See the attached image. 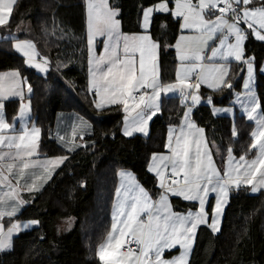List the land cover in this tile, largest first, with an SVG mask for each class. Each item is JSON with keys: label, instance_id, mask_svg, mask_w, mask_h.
<instances>
[{"label": "snow or ice", "instance_id": "1", "mask_svg": "<svg viewBox=\"0 0 264 264\" xmlns=\"http://www.w3.org/2000/svg\"><path fill=\"white\" fill-rule=\"evenodd\" d=\"M17 0H0V26L10 24ZM87 52H88V92L94 93L93 106L104 110L108 106H118L124 113L121 129L125 137L134 133L149 135V121L161 111V94L178 91L184 115L179 132L169 126V137L164 147L170 155L153 153L148 171L154 172L161 190L153 199L136 178L127 171H119L122 183L116 188L113 202L111 228L96 248V257L101 264H190V254L194 248L198 229L207 226L213 235L222 230V217L229 203L230 191L246 185L252 193L264 189V115H258L261 107L253 88L255 81L256 56L247 55L246 41L249 37L264 42V0H147L141 4L138 24L142 32L122 33L118 19L120 9L110 0H85ZM156 14H170L178 19L181 35L175 44L178 64L173 83H163L160 76L158 53L160 44L150 34L151 24ZM19 29V25L17 26ZM162 28L166 24L161 25ZM187 30L191 34H183ZM47 33V29H44ZM56 28H53L55 33ZM62 31V30H61ZM97 37H104V51L97 57L95 44ZM219 39V45L207 54L209 41ZM7 38V37H6ZM63 39V36L59 37ZM12 49L23 57V65L35 69L45 77L51 69L48 56L37 50L32 39H18L12 36ZM205 60L208 62L205 63ZM230 61H235L244 76L243 93L236 94V102L241 103L249 121L255 122L250 133L248 150L238 159L233 149H227V159L221 170L214 162L213 154L205 135L206 130L198 127L190 116L193 107L201 102L199 89L202 84L214 91L232 89V69ZM71 63V61H69ZM68 64L57 61V70ZM264 72V64L260 65ZM29 93L25 102L24 88ZM33 88L27 77L19 69L0 73V185L4 189L0 195V220L8 217L12 222L5 229L0 223V251L10 249L13 234L21 229L39 225L37 219L18 221L15 219L21 207L28 203L18 193L21 179L23 190L38 192L42 187L38 181L46 182L52 172L68 157L55 156L39 163L31 159L37 151L41 129L33 124L30 128L26 118L31 110ZM18 97L19 105L13 121L19 118L20 128L6 120L4 101ZM241 97H244L241 101ZM190 101V103H189ZM208 103L213 104L209 97ZM221 109L213 108V115ZM230 112V108L222 109ZM83 128L80 139H84V129L90 127L80 118ZM15 134L9 135V132ZM233 138L238 136L235 125L231 130ZM76 126H73L72 140L59 136V142L74 151L85 144H76ZM173 137L175 141L173 142ZM14 150V151H13ZM255 155L249 158V153ZM41 167L43 176L25 170ZM18 168V174L14 169ZM170 170L171 182L165 178ZM7 172V175L5 174ZM34 177L28 184L26 178ZM17 182L12 184V177ZM85 182H80L84 187ZM215 193V204L211 212L206 208L209 193ZM170 195L185 201H196L195 211L181 213L173 210ZM71 218H69V227ZM132 245H135L133 247ZM179 248L178 255L167 253Z\"/></svg>", "mask_w": 264, "mask_h": 264}, {"label": "trees", "instance_id": "2", "mask_svg": "<svg viewBox=\"0 0 264 264\" xmlns=\"http://www.w3.org/2000/svg\"><path fill=\"white\" fill-rule=\"evenodd\" d=\"M110 3L120 9L118 19L123 32L141 31L139 9L141 4L147 6V0H110ZM164 24L166 27L162 28ZM179 32L178 19L170 14L155 15L150 34L161 46L158 62L163 83L175 79L177 60L170 45ZM0 35L32 39L37 50L50 58L51 69L45 77L24 66L23 57L8 49L12 39L0 40V69H19L33 88L30 114L33 123L41 129L39 153L68 157L41 191L26 197L28 203L15 219H37L40 224L17 233L12 247L0 251V264H99L96 248L110 229L118 170L132 172L156 197L160 189L147 164L152 153L164 149L168 124L179 122L183 105L179 96H162L161 111L149 122V135L133 134L132 137H125L121 132L120 107L95 109L93 94L87 88L84 0H17L10 24L0 26ZM245 43L247 55L256 56L254 88L264 115V74L259 72L264 42L249 37ZM58 60L68 67L57 70ZM230 66L234 74L233 88L214 91L201 87L203 98L211 97L213 104L230 103L243 78L236 62ZM19 103L18 99L5 101L6 118L17 114ZM61 112L78 114L90 124V131L78 143L87 147L69 152L52 138L56 116ZM191 117L206 130L207 141L214 146L212 154L219 165L229 147L235 155L248 150L253 122L242 114H237L232 122L228 116H214L208 105L199 103ZM233 125L238 131L236 138L231 135ZM81 181L85 182L84 187H80ZM171 202L177 210L194 208L196 204L177 197H171ZM207 209L210 211L211 201ZM190 264H264V189L250 193L242 186L230 191L222 230L213 235L207 226H200Z\"/></svg>", "mask_w": 264, "mask_h": 264}, {"label": "crops", "instance_id": "3", "mask_svg": "<svg viewBox=\"0 0 264 264\" xmlns=\"http://www.w3.org/2000/svg\"><path fill=\"white\" fill-rule=\"evenodd\" d=\"M84 5H85V0H84ZM85 11H86V6H85ZM143 30L141 29V31H139V32H142ZM121 32L122 33H128V32H123L122 31V29H121ZM132 32H130L129 34H131ZM135 33V32H134ZM182 33H181V30H180V32H179V34H178V36L179 35H181ZM183 34H185V35H187V34H191V33H189L187 30H185V32L183 33ZM177 36V37H178ZM7 37V38H6ZM86 37H87V29H86ZM2 39H12V35H7V36H1L0 35V40H2ZM176 40V39H175ZM12 41L13 40H11V41H9V45H8V49L9 50H13L12 49V47H11V44H12ZM98 41H100L99 43H98ZM99 44V50H96V46ZM173 44H175V41L173 42ZM219 45V39L218 38H216V37H214V42L213 41H209V46L205 49V52L207 53V54H211V49L213 48V47H217ZM173 49H174V53H175V57H176V60H177V55H176V50H175V48L174 47H172ZM14 51V50H13ZM104 51V37H97L96 38V44H95V55L98 57L99 56V54L101 53V52H103ZM15 52V51H14ZM19 54V53H18ZM208 61L207 60H205V63H207ZM177 64H178V60H177ZM177 66V65H176ZM87 68H88V58H87ZM12 70H16V69H0V73H5V72H9V71H12ZM175 71H176V69H175ZM175 79H176V75H175ZM175 79H174V81H172V82H169V83H173V82H175ZM87 86H88V80H87ZM206 88V87H205ZM24 92H25V102H28V98H27V96H28V92H27V87L25 86V88H24ZM93 94V97H94V93H92ZM170 95H176V96H179L178 94H177V92L176 91H174V92H171V93H168V94H164V93H162L161 94V98H162V96H170ZM11 99H18L19 100V98L18 97H10L9 99H7V100H11ZM7 100H5V101H7ZM5 101H4V103H5ZM20 102V101H19ZM200 103H204V102H200ZM204 104H206V103H204ZM207 105V104H206ZM209 106V105H208ZM184 111V110H183ZM211 111V110H210ZM212 113V112H211ZM261 113V112H260ZM158 114V113H157ZM156 114V115H157ZM16 116V115H15ZM80 118H81V116L80 115H78V114H75V113H72V112H61V113H58L57 114V116H56V120H55V124H54V128H53V131H52V138L59 144V145H61L62 147H64L66 150H67V147H69V146H71V145H63L61 142H59V139H58V137L59 136H66L67 137V139L68 140H72V131H73V126L75 125L76 126V130H77V136H76V139H75V143L76 144H78V143H80L82 140L79 138L80 137V131H81V128H83V124L81 123V120H80ZM183 118V113H182V116L180 117V120H179V122H177V123H170V124H168V127H167V132H166V140H165V143L168 141V137H169V126L170 125H172V126H174L175 127V130H176V132H179V126H180V123H181V119ZM191 118V120L192 121H194L193 119H192V117H190ZM6 120H7V122H9V123H13V125H14V127L16 128V129H19L20 128V122H19V118L17 117V119L15 120V121H13V118H11V119H8V118H6ZM26 120H27V125H28V127L30 128L34 123H33V121H32V119H31V114H30V112H29V117L28 118H26ZM86 123H87V125H89L90 126V124L85 120V119H83ZM150 122V121H149ZM36 127H38L37 125H35ZM198 126V125H197ZM198 127H200V126H198ZM90 128H91V126L90 127H88V128H85L84 129V135L85 134H87L89 131H90ZM202 128V127H201ZM9 135H12V134H15V133H13V132H9L8 133ZM134 134H139V133H134ZM142 135V134H141ZM144 135V134H143ZM175 141V137H173V142ZM0 150H3V151H8V149H6V148H4V149H0ZM14 151V150H13ZM211 151V150H210ZM154 153H159V154H164V155H170V152H169V150L168 149H166L165 147H164V149L162 150V151H159V152H154ZM211 153H212V151H211ZM153 154V153H152ZM152 154H151V156H150V159H149V161H148V164H147V170H148V167H149V162H150V160H151V157H152ZM52 157H55V156H44V155H42V154H40L39 153V143H38V147H37V151H36V154L31 158V159H33V160H35V161H37L38 162V164L39 163H43L45 160H47V159H49V158H52ZM213 159H214V162H215V158H214V156H213ZM216 164V163H215ZM62 165V164H61ZM60 165V166H61ZM217 166V165H216ZM219 168L221 169L222 167H220L219 166ZM58 168H56L53 172H52V174H51V177L54 175V173L56 172V170H57ZM18 168L17 169H14V172L15 173H17L18 174ZM26 172H28V173H35V175H37V176H43L44 175V170H43V168H41V167H36V168H34V169H28V170H25ZM119 171H127V172H130L129 170H125V169H121V170H118V172ZM150 174H152L153 175V177L155 178V180H156V185H157V187H158V179H157V177H156V175H155V173L154 172H150V171H148ZM133 176H134V174L132 173V172H130ZM166 173H170V170L168 171V172H166ZM165 173V174H166ZM5 174L7 175V172H5ZM51 177H50V179H51ZM117 177H118V182H117V186H116V188L122 183V178L120 177V176H118L117 175ZM135 177V176H134ZM34 177H32L31 175H29L27 178H26V181H27V183L28 184H30V183H32V179H33ZM50 179H48L46 182H44L43 180H41V181H38V183H41L42 184V187L40 188V190L39 191H41L42 190V188L49 182V180ZM137 181V180H136ZM16 182H17V176H13L12 177V184L13 185H15L16 184ZM24 183H25V181H24V179L22 178L21 179V189H18V193H19V196L23 199V200H25V201H28L27 199H26V197H29L30 196V194H34V193H37V192H28V191H26V190H23V186H24ZM137 183L138 184H140L138 181H137ZM141 185V184H140ZM142 186V185H141ZM143 187V186H142ZM240 187H242V186H240ZM245 187V186H244ZM144 188V187H143ZM159 188V187H158ZM146 191H148L146 188H144ZM233 189H236V187H233L231 190H233ZM7 189H4L3 188V186L2 185H0V195H3V192L4 191H6ZM38 191V192H39ZM161 191V190H160ZM149 192V191H148ZM150 193V192H149ZM152 196V195H151ZM158 196V195H157ZM157 196L156 197H153V199H155V198H157ZM171 197H177V196H171L170 195V203H171V205L173 206V204H172V202H171ZM115 198H116V190H115V194H114V200H115ZM177 198H180V197H177ZM215 193H209V199H208V202L206 203V208L208 207V204H209V202L211 201V207H212V205H214L215 204ZM182 199V198H181ZM183 200V199H182ZM185 201V200H184ZM190 202H194V203H196L195 204V207L194 208H190V209H185V210H177V209H174V207H173V210L174 211H177V212H181V213H187L189 210H192V211H195V208L196 207H198V202H196V201H190ZM25 205V204H24ZM23 205V206H24ZM23 206L21 207V209L23 208ZM20 209V210H21ZM208 210V209H207ZM112 212H113V206H112V211H111V223H112ZM211 212V209H210V211H209V213ZM8 218V217H7ZM18 221H25V220H18ZM0 222H1V220H0ZM111 223H110V228H111ZM8 227V226H7ZM6 227V228H7ZM5 228V229H6ZM110 230V229H109ZM178 253H179V248H178V246H177V248L175 249V250H173L172 252H169V253H167V256L168 257H170V256H172V255H178ZM99 264H101V262L99 261Z\"/></svg>", "mask_w": 264, "mask_h": 264}, {"label": "rangeland", "instance_id": "4", "mask_svg": "<svg viewBox=\"0 0 264 264\" xmlns=\"http://www.w3.org/2000/svg\"><path fill=\"white\" fill-rule=\"evenodd\" d=\"M255 39V38H254ZM100 41H98V43H99ZM12 43H13V41H12ZM12 45V44H11ZM14 50V49H13ZM15 51V50H14ZM231 62H235V61H230V65H231ZM262 64H264V57H263V60H262ZM35 70V69H34ZM254 72H256V70L254 69ZM259 72L260 73H262V74H264V72H261L260 71V68H259ZM41 74V73H40ZM246 75V71L243 73V78H242V81H241V86H240V89L239 90H236V91H234L233 92V94H232V98H231V101H230V103H227V104H221V105H219V104H209L208 103V99H209V97H206V98H203L202 96H201V102H204V103H206L207 105H209V107H210V110H211V112H212V114H213V108L215 107V108H217V109H221V111H219V112H217L214 116H220V115H224V116H228V117H230V119H231V121L233 122V120H234V118H235V116L237 115V114H242L246 119H247V116L245 115V113H244V111H243V108H242V105H241V103H237L236 102V94H239V93H243V92H245L246 90L244 89V76ZM254 83H255V81H254ZM201 87H206L207 89H209V90H212V89H210V88H208V86L206 85V84H202L201 85ZM87 88H88V86H87ZM253 88H254V84H253ZM254 90H255V88H254ZM177 92V94L179 95V102H180V104H181V97H180V94H179V92L178 91H176ZM166 94H168V93H166ZM199 94H200V89H199ZM201 95V94H200ZM256 97H257V95H256ZM243 99H244V97H241V101H243ZM257 100H258V98H257ZM189 103H190V101H189ZM182 105V104H181ZM197 106V105H196ZM183 108H184V106H183ZM194 108V107H193ZM225 108H230L231 109V111L230 112H224V111H222V109H225ZM192 111H193V109H192ZM192 114V113H191ZM257 114L258 115H261V113H260V108L259 109H257ZM183 115H184V111H183ZM191 117V116H190ZM124 113H123V116H122V122H121V129L123 128V125H124ZM253 122V126H252V129L255 127V122L254 121H252ZM197 124V123H196ZM252 129H251V131H252ZM251 131H250V133H251ZM122 132V131H121ZM139 134H141V133H139ZM143 135V134H142ZM208 142V141H207ZM208 144H209V147H210V150L212 151V149H213V145L212 144H210L209 142H208ZM233 155L238 159V157L240 156V155H235L234 153H233ZM255 155V153L254 152H251L250 154H249V158H251V156H254ZM227 159V152L225 153V155H224V158L222 159V161H221V165H219L216 161H215V163H216V165H217V167L219 168V166L220 167H222L221 168V170L223 169V167H224V160H226ZM241 186H245V188H247L248 189V191L250 192V193H252L251 191H250V189L248 188V186H246V185H241ZM25 221H27V220H25ZM12 221H10L9 220V218H7V217H4L2 220H1V222L0 223H2L3 225H4V227L6 228L7 226H9V224L11 223ZM34 226H36V225H34ZM34 226H32V227H34ZM31 227V228H32ZM30 229V228H29ZM22 230H27V229H21V231ZM17 233H14L13 234V237L16 235ZM6 250H8V249H6ZM4 251V250H3Z\"/></svg>", "mask_w": 264, "mask_h": 264}, {"label": "built area", "instance_id": "5", "mask_svg": "<svg viewBox=\"0 0 264 264\" xmlns=\"http://www.w3.org/2000/svg\"><path fill=\"white\" fill-rule=\"evenodd\" d=\"M165 178L168 180V182H171V173H166L165 174ZM133 247H135V245H132Z\"/></svg>", "mask_w": 264, "mask_h": 264}]
</instances>
